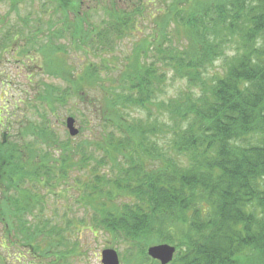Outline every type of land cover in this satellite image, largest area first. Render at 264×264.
I'll return each instance as SVG.
<instances>
[{"label": "trees", "instance_id": "trees-1", "mask_svg": "<svg viewBox=\"0 0 264 264\" xmlns=\"http://www.w3.org/2000/svg\"><path fill=\"white\" fill-rule=\"evenodd\" d=\"M55 1L58 7L62 3ZM209 2L205 8L190 0L187 14L171 3L176 11L167 17L165 31L155 39L146 34V49L135 47L127 57L120 85L108 87L111 92L102 98L108 131L100 153L83 150L84 143L73 148L48 115L83 87H96L99 63L70 67L64 76L58 70L62 58L52 57L63 48L51 44L74 26L72 37L88 46L86 52H111L135 29L145 7L118 9L111 2L102 6L106 17L91 24L84 0H72L61 4L60 29L49 23L48 34L19 30L0 37V59L7 42L35 43L47 57L44 73L73 85L40 81L38 89L36 82L31 87L43 104L39 120L24 116L16 132L9 121L3 124L0 264H8L2 252L16 242L43 264H75L79 245L71 236L77 223L112 243H127L125 264H161L147 253L157 243L177 247L169 264H264V0ZM149 15L154 23L156 15ZM231 46L235 52L217 72L215 60ZM169 72L185 80L187 87L177 96L165 95ZM125 107L151 116L164 113L171 122L158 116L129 119L124 113L122 125ZM165 133L166 146L159 142ZM73 180L82 216L65 214L54 221L38 210L47 195L60 186L68 191Z\"/></svg>", "mask_w": 264, "mask_h": 264}, {"label": "rangeland", "instance_id": "rangeland-1", "mask_svg": "<svg viewBox=\"0 0 264 264\" xmlns=\"http://www.w3.org/2000/svg\"><path fill=\"white\" fill-rule=\"evenodd\" d=\"M71 1L62 0V3L58 7L55 0H0V37H3L4 34L8 35V32H14L16 35V32L19 30H22L27 36L34 35L39 29L44 30V34H48L49 23H55L57 29H60L62 26L60 19L64 16L59 9L62 7L61 4L71 5ZM189 1L84 0L82 9H88L87 12L90 15L91 24H97L103 16L106 17L102 6L106 5V7H110L111 2L115 3L118 9H132L138 5L143 6L145 7V12L143 16L138 17V21L134 25L135 29H132L130 34L123 39L117 40L115 49L111 52H101V54L92 50L86 52L88 46L83 45L80 40H75L72 37V31L75 29L74 26H70L63 32V37L55 39L51 44L52 46L61 45L63 48L62 53H56L52 57L55 59L62 58V64L58 70L64 76L69 72L66 69H70V67L75 71L82 69L92 62L99 63V71H97L95 78L98 81L96 87L88 90L83 87L82 91L72 94L73 97L69 98L66 105L58 104L55 113L48 111V115L52 119V125L59 136H61L60 138L66 139L70 137L73 148L77 147L79 143H84V145L80 146L83 147V150L87 148L89 151L100 153L98 150L99 146L105 143L108 131L105 128V121H103L106 108V105L104 108L102 105L103 95L111 92H106L109 89L108 87L120 85L119 80L122 79L120 77L122 72L119 69L124 68L128 64L127 57L133 54L134 48L136 47L138 50L141 47L146 49L147 44L142 42L143 37L146 34H150L151 38L155 39L160 32L165 31L167 28V17L176 11L171 6V3L175 2L178 8H182L187 14L191 10L190 7H186ZM200 3L204 4L205 8L212 5L209 0H200ZM150 12L156 15L157 20L154 23H151ZM198 14L199 12L196 11L195 15ZM69 16L70 20H73L75 17L72 12H70ZM154 28L155 31L153 32ZM78 32L80 33V31ZM14 40L16 42L6 43V52H3V56L0 59V71L2 72V77L0 78V137L3 135V124H6L8 121L10 122V126H12V132H16L21 122H26L23 120L24 116L39 120L38 116L43 104L38 100V94L35 89H32L31 85H35L37 82L38 88V83L44 81V83L62 85L64 88L66 86L69 89L73 87L69 81L65 82L60 77L49 76L44 73V69L48 64L47 57L43 53V50L42 52L37 51L35 43L27 45L24 40ZM232 47H228L225 50L226 54L215 60L216 70L219 69L217 72L221 71L220 64L223 60H226L235 52V49ZM8 49L9 51H7ZM104 58H106V64L102 63ZM168 74L165 95L166 97L177 96L183 89H186L185 80L173 77L172 72ZM30 95L31 100L28 103L27 96ZM76 108H80L83 112L75 114ZM120 112L122 119L124 113H127L126 117L129 119L143 117L144 119L152 120L158 116L162 122H171L170 118L164 113L157 115L153 113L154 115L151 116L148 111L144 112L141 108L127 110L125 107ZM71 116L75 118V126L79 130L76 136H72L67 127V118ZM122 123V125L126 123L125 117ZM169 139V133H165L161 135L159 142L166 146ZM60 148L58 146V150ZM76 152L79 155L83 153L82 151ZM79 155L75 156V158L79 157ZM85 170L83 169V171ZM77 192L73 180L72 184L69 185L68 191H63L62 186H60L56 193L47 195L38 210H41L45 215L54 217L56 219L54 221H62L65 214L69 216H82L84 211L76 196ZM72 233H74V236H71V238L79 245L73 259L75 264H103L101 261L102 250L110 247V245L115 246L114 248L118 247L116 249L121 253L119 254L121 264H125L123 254L126 252L127 243L121 241L112 243L108 236L97 231L94 233L89 228L78 223ZM2 254L9 259L8 264H43L45 262L44 260H40L38 255L29 247H25L17 242L15 245H9L8 248L4 249Z\"/></svg>", "mask_w": 264, "mask_h": 264}, {"label": "water", "instance_id": "water-1", "mask_svg": "<svg viewBox=\"0 0 264 264\" xmlns=\"http://www.w3.org/2000/svg\"><path fill=\"white\" fill-rule=\"evenodd\" d=\"M75 118H67V127L72 136H76L79 133L78 128L75 126ZM177 251L176 246L168 243L154 244L148 247L147 253L154 259H157L161 264L170 263ZM102 263L103 264H121L119 254L115 248H105L102 250Z\"/></svg>", "mask_w": 264, "mask_h": 264}]
</instances>
